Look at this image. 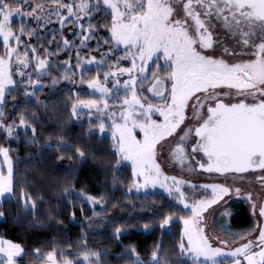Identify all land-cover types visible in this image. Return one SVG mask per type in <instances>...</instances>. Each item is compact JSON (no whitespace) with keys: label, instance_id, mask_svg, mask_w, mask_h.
I'll return each instance as SVG.
<instances>
[{"label":"snow or ice","instance_id":"obj_1","mask_svg":"<svg viewBox=\"0 0 264 264\" xmlns=\"http://www.w3.org/2000/svg\"><path fill=\"white\" fill-rule=\"evenodd\" d=\"M14 2L21 4L26 0ZM51 3L58 9H67V17L58 10L55 13L61 24L72 17H75L78 23L82 19L81 14H89L88 0H79L78 3L76 0L68 3L64 0H51ZM103 3L112 12L111 39L117 46L124 45L126 50H134L126 51L121 57L128 59L131 56L132 67L120 69L121 74L127 73L131 77L124 82V87L131 88L132 98L123 101L126 106L121 112L123 123L113 124L117 151L123 160L132 163L134 187L139 191L160 185L169 195H173L172 188L168 185L169 180L172 182L177 194L176 199L185 209L191 208L192 213L190 218L183 219L184 230L180 249L192 253L197 261L203 256L205 260H212L213 264H216L215 257L228 255L235 258L242 255L247 264H264V227L255 229L259 231L257 246L261 250L249 254L253 247V241L248 238L251 233L242 236L246 243L234 251L224 253L220 248L210 245L205 228L201 226L205 221L203 214L213 205H218L224 196L229 195V187L221 184L204 185L205 190L211 188L213 198L189 204L180 187L185 181L175 176H165L156 162L157 146L164 147L161 141L177 133V129L184 123L185 109L189 102L195 99L193 110L198 111L206 107L207 118L195 127V137L198 139L191 145L190 152L188 137L191 129L183 135H178L173 145L168 146L170 158L181 167H190V161L195 160L200 170L221 175L264 171V0H103ZM181 4L183 18L177 19ZM38 11H43L42 4L24 13L21 7L11 8L8 0H0V37L3 38L7 57L17 54V48L9 44L10 38L14 37L17 45L21 43L20 36L11 30L12 17L27 15L39 20L41 17L37 15ZM189 20L192 23H188ZM81 27L83 29V25ZM221 28L232 34L237 45L255 47V59L239 63L228 62L227 57L237 55L235 49L228 47H224L222 56L216 58L215 50L220 48V41L215 38V33ZM86 31L88 35L84 36V41L95 35L91 28ZM25 32L27 28L22 27L21 35ZM257 39L260 40L259 43L255 42ZM64 44L67 47L69 41L65 40ZM200 49L214 51L206 54ZM32 51L35 54V49ZM156 53L161 55L156 56ZM27 55L24 53L25 58ZM154 56L156 70L153 71L152 84L147 91L163 101L162 105L151 102L147 97H144L142 102L136 89L138 83L148 79L145 74L146 66L149 61H153ZM137 59L140 61L139 65ZM160 60L164 61L163 65L159 63ZM17 62L25 68L28 66L26 59H18ZM88 63L91 64L92 61ZM46 65L47 61L40 59L37 70L44 69ZM8 68V61L0 56V103L4 101L6 87L13 84ZM163 68L170 71L161 78L160 71ZM136 71H139V77L133 75ZM19 74L23 75V72ZM167 82L171 83L170 89ZM89 87H95L105 94L109 91L107 88H99L98 81L90 82ZM223 88L229 89V92L217 91ZM233 93L242 98L236 102L231 99L225 102L221 98L231 97ZM81 104L85 108L96 107L94 102ZM134 108H138V111L134 112ZM153 113L163 117V122L158 123L152 119ZM20 123L24 125L25 121L21 119ZM3 127L5 125L0 124V128ZM7 127L11 135L12 128L10 125ZM137 128L143 133V140L134 135ZM100 130L104 131L103 123L100 124ZM9 151L8 148L0 147V156L3 157V164L7 166L6 175L0 169V197L13 191V160ZM196 153H203L207 158L206 163L199 162L196 155H193ZM80 155L83 156V153ZM190 170L194 171L195 168ZM257 179L264 185V175L258 176ZM141 180L142 183L139 182ZM235 192L237 196L241 194L239 188H236ZM21 199L27 202L31 197L22 193ZM247 199L252 200L251 193ZM256 207L257 205L253 204V208ZM3 215V212H0V217ZM259 216L264 218V204L259 205ZM212 219L215 224V213ZM172 220V216L164 218L161 229L171 224ZM225 227L221 226L222 229ZM116 231L119 234L121 230ZM183 238L187 239V246L183 243ZM158 250L152 253V261L156 264H159L160 260ZM0 253L7 258L6 264H14V258L21 255L22 249L17 244L3 241L0 242ZM90 256L98 254L85 253L84 260H89ZM47 260L50 264H56V254L49 253ZM0 264L4 262L0 261ZM64 264L71 262L65 261ZM234 264H241V261L234 259Z\"/></svg>","mask_w":264,"mask_h":264},{"label":"trees","instance_id":"obj_2","mask_svg":"<svg viewBox=\"0 0 264 264\" xmlns=\"http://www.w3.org/2000/svg\"><path fill=\"white\" fill-rule=\"evenodd\" d=\"M95 11V35L84 50L96 48L94 52H100L111 41L107 36L112 16L104 9ZM40 35L43 37L37 45L43 44L40 47L48 59L45 71L28 83L17 81L5 93L0 107V120L5 125L0 128V147L10 150L14 172L13 191L0 200L4 214L0 217V239L21 247L19 264L44 262L49 253L71 264H84L81 257L85 253L98 254L91 264H156L152 253L158 248L159 264H194L180 249L181 222L160 227L164 218H186L188 211L176 203L174 195L128 193L134 182L132 168L114 148L111 130L100 133L93 118L77 119L73 114L77 102L96 98L77 80L87 82L93 70L102 73L108 67H84L85 75L79 79L76 72L82 62L75 45L71 50L57 45L53 36L60 32L52 35L46 29ZM188 190L198 192L201 188H182L183 192ZM22 193L31 199L25 202ZM124 204L144 210L127 211L112 229L87 231L88 220L107 216ZM219 222L237 232L249 228L252 218L243 201L233 200L220 213ZM118 226L125 228L119 234L114 233Z\"/></svg>","mask_w":264,"mask_h":264},{"label":"rangeland","instance_id":"obj_3","mask_svg":"<svg viewBox=\"0 0 264 264\" xmlns=\"http://www.w3.org/2000/svg\"><path fill=\"white\" fill-rule=\"evenodd\" d=\"M9 6L11 8H17L21 7L24 13H27L31 11L33 7H35L38 4L43 5V11H38L37 15H39L41 18L39 20L35 19L34 17H29L27 15H14L11 19V30L14 34L20 36L21 43L17 45V42L15 38H10L9 44L13 48H17V54H14L12 57H7L5 55L6 49L3 44V38L0 37V56H3L9 63V72L11 74V78L13 80V84L6 87V91H9L13 89L16 85V82L21 81L28 83L33 79L35 75L42 74L45 71L44 69L37 70V64L40 59H44L48 63V59L44 56V53L47 52L43 50L40 46L43 44L37 45L38 41L43 37V35H40L42 31L48 29L49 33H52V35H56L57 32H60L59 36H53L54 41L57 45L61 46V48H65L66 50L69 49L74 45L76 47V54L78 57L81 58L82 65L78 67L76 74L79 75V79H81V76L85 75V72L83 70L84 67H94L95 65L99 64V68L102 67H108V69H104L102 73L97 69L96 71L93 70L92 73L88 74L89 76L94 74L88 81L83 80H77V84H84L86 86L87 91L94 95L96 98L89 99L87 101H80L77 102L75 105V112L73 109V114L77 119H83V118H89L94 119V121H97L99 126L100 133L106 132L109 128L111 130L112 140L114 144V148L117 151L118 145L116 144V141L113 138V124L114 123H123V120L121 118V112L125 110L126 106L123 104V101L125 99L131 100V88L126 89L124 87V82L127 80H130L131 77L129 74L120 73L121 68H131L132 67V59L131 56H129L128 59H121L126 54V51H134V50H126L124 45H115V41L111 39V32L109 29V37L111 41L108 43V47L105 51H96V48H88L86 51L84 50V47H88L89 45V39L87 41H84V36L88 35L87 29L91 28L94 32L96 29V25L93 22V18L96 16L97 11H95L97 8L104 9L106 11H109L112 16V12L110 8H107L103 0H88L89 3V14L88 15H82V19L77 23L75 20V17L69 18L66 23L61 24L59 21V17L55 14L58 10L62 15L67 17V9H58L57 6L53 3H51V0H26V2H23L21 4H17L14 2V0H8ZM65 3L71 2V0H64ZM78 3L79 0H76ZM2 18V17H0ZM112 26V17L110 21ZM83 25V29L81 27ZM27 28V32L21 35L20 30L21 28ZM76 32V33H75ZM78 37V38H77ZM36 40V41H35ZM68 40L69 45L65 47L64 41ZM82 41L84 43L82 44ZM257 41H260L257 39ZM36 42V45L34 43ZM60 42V43H59ZM36 47V48H35ZM33 49H35V54L33 53ZM85 52V53H84ZM24 53H27V57L25 58ZM100 53V54H98ZM84 55H87V59H84ZM161 53H156V56H160ZM18 59H26V62L28 66L25 68L23 65L18 64ZM156 57H153V61H149V64L146 66L147 71L146 75L148 79L143 80L142 83H138L136 85L137 89V95L141 97L142 102L143 98L147 97L148 100L151 102L162 105L163 101H161L158 97H155L152 93L148 92L147 89L152 84V77H153V71L156 70V63L154 62ZM249 59H254L253 57ZM248 59V60H249ZM88 61H92V63H88ZM111 61V62H110ZM246 62L247 60L244 59ZM137 64H140V61L137 59ZM111 63V64H110ZM159 63L163 65L164 61L160 60ZM47 66V65H46ZM68 71H71V69H68ZM170 71L168 68H163L160 71V76L163 78L167 72ZM23 72V75H20L19 73ZM84 72V73H83ZM70 72H68L69 74ZM112 73H115L116 75H112ZM71 75V73L69 74ZM133 75H136L137 77L140 76L139 71H136L133 73ZM107 78V79H106ZM93 81H98V87L99 88H107L109 91L105 94L97 90V88L89 87V83ZM163 87V85L161 86ZM167 87L170 89L171 83L167 82ZM217 91L224 93L229 92V89L223 88L218 89ZM202 95V94H198ZM221 98L225 99H231L236 100L242 97H238L233 93L231 97L228 96H222ZM251 98V97H250ZM81 102H94L96 104V107L93 108H85L82 106ZM195 99L191 100L189 102V106L185 109V120L184 123L180 126V129H177V133H174L172 136L167 137L166 140L161 141V144L164 145V147H161L160 145L157 146V156H156V162L160 165L161 171L165 176L172 177L175 176L177 179L184 180L185 183L182 184V188L184 186L192 188L194 186H199L201 190L198 192L190 191L184 192L186 194V202L189 204H192L198 200H211L213 198V193L211 188H205L204 185H213V184H221L224 186H227L231 189L229 195L224 196L223 200L220 201L218 205H213L206 213H204L205 221L202 223L201 226L205 228V234L209 240L210 245L213 248H220L222 252L228 253L231 251H234L237 247H240L243 243H246L247 241L245 239H242V236H245L249 233H251L250 236H248L249 239L253 241V247L250 250L249 254L251 252H259L261 249L259 246H257L258 243V237H259V231L255 230L258 227H264V218L259 216V205L264 204V185H262L259 180L257 179L258 176L264 175V171H253L250 173H225L223 175L217 174V173H207L200 169H197V162L190 161V167H181V165L170 158L168 146L173 145V142L178 138V135H183L184 132H187L191 129L190 135L188 137V151L191 150V145L194 142L193 133L195 126L200 123V121L207 115V111H205V107L202 109H199L198 111H194L192 105L195 104ZM2 103H0L1 107ZM107 105V107H105ZM134 112L138 111V108L133 109ZM152 119L156 120L158 123L163 122V117L159 116L156 113L152 114ZM104 124V131L101 132L100 130V124ZM0 124L1 120H0ZM131 126V124H129ZM134 135L137 137V139L143 140V133L140 132V130L137 128L134 130ZM118 152V151H117ZM119 157L122 161L129 164L132 168L131 161H125L122 159L121 154H119ZM191 168H195V170H190ZM0 169L3 170V173L7 174V166L3 164V157L0 156ZM142 183L143 181H139ZM168 185L170 188H172L174 200L176 203L182 207L185 211H188L189 216L186 218L176 219L173 217L172 222L178 220L181 222L182 230H181V237L184 230L183 225V219L190 218L191 208L185 209L182 204L178 202L176 199V193H175V187L172 185V182L169 180ZM239 188L241 190V194L237 196L235 189ZM128 193H134L137 195L146 196L151 193L160 192L164 195H169L167 191H165L164 188L160 187V185H157L155 188L149 186L147 189H141L139 191L136 190L134 187V182L127 190ZM251 193L252 200L249 201L247 199L248 194ZM11 193H6L3 197H0V200L10 196ZM172 195V196H173ZM233 200H241L243 201L246 206L248 207L249 212L251 213L252 218V224L249 228H246L241 231L232 232L227 227L224 229L221 228L222 224L219 222L220 213L222 210L227 206V204ZM253 204H256L257 207L254 209ZM149 206V205H148ZM142 206H132L127 207L126 204L120 205L116 210H112V213L104 216V217H97L91 220H88L86 222V229L89 232H99V231H105L112 229V226L120 219L125 217L128 212H131L133 214L136 210L139 209L142 210ZM139 210V211H140ZM144 210V209H143ZM215 213V224H213L212 216ZM130 214V215H131ZM227 217V216H226ZM225 217V218H226ZM132 218V216H130ZM126 219V218H125ZM118 223V222H117ZM170 225V224H169ZM169 225L165 226V228H168ZM224 226V225H223ZM143 228L146 230L147 227L143 226ZM117 229H120L124 231L125 228L118 226L114 233H117ZM7 241L11 244H16L12 241L6 240V239H0V242ZM223 242V243H222ZM183 243L185 246H187V239L183 238ZM18 245V244H17ZM182 255L184 258H187L191 260L194 264H213L212 260H205L203 256L199 258L197 261L192 253L187 251H182ZM0 258L3 259L2 261L4 264H6V257L3 256L2 253H0ZM94 256H90L89 260H84V256L81 257V261H83L84 264H91L94 260ZM234 259H239L241 261V264H247V261L244 259L242 255H239L235 258L223 255L215 257L216 264L219 261H229L227 264H234ZM257 260H259V257H257ZM20 261L19 256L14 258V264H19ZM66 260L58 259L56 258V264H64ZM33 264H50V262L47 260L40 263H33Z\"/></svg>","mask_w":264,"mask_h":264},{"label":"flooded vegetation","instance_id":"obj_4","mask_svg":"<svg viewBox=\"0 0 264 264\" xmlns=\"http://www.w3.org/2000/svg\"><path fill=\"white\" fill-rule=\"evenodd\" d=\"M185 2H186V0H185ZM178 11H179V15L176 16V18L182 19L183 18L182 4L179 6ZM188 23H192V21L189 20ZM215 38H218L220 41V48L215 50L216 51V58H220L223 54V48L228 47L230 49H235L236 53H237V55H235V56L227 57L228 62H231V63L245 62L244 59L248 60L251 57H253L255 59V56L253 55V53L256 52L255 47H243L242 45H237L236 39L233 38L232 34L226 33L225 30H223L222 28L215 33ZM255 42L259 43L260 41L256 40ZM200 51L202 53L211 54L214 51V49H200ZM222 99L225 102H227L229 100V99H225V98H222ZM239 99H241V98H239ZM236 100H238V99H236ZM236 100H232V102H236ZM249 101H251L250 97H249ZM205 111H207L206 107H205ZM206 118H207V115L205 117H203V119H206ZM203 119L200 121V123L203 122ZM199 124L196 125L195 127L199 126ZM193 138H194L193 143H195V141L198 139L197 137H195V132L193 133ZM193 155H196L197 160L199 162L206 163L207 158L203 156V153H196ZM195 162H197V161H195ZM256 171H261V170H256ZM250 172H253V171H248L245 173H250Z\"/></svg>","mask_w":264,"mask_h":264},{"label":"water","instance_id":"obj_5","mask_svg":"<svg viewBox=\"0 0 264 264\" xmlns=\"http://www.w3.org/2000/svg\"><path fill=\"white\" fill-rule=\"evenodd\" d=\"M197 169H199V167L197 166ZM213 173H215V172H213ZM217 174H220V173H217Z\"/></svg>","mask_w":264,"mask_h":264}]
</instances>
